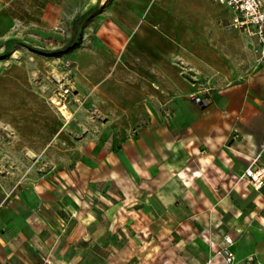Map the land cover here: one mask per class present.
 <instances>
[{
  "label": "rangeland",
  "instance_id": "obj_1",
  "mask_svg": "<svg viewBox=\"0 0 264 264\" xmlns=\"http://www.w3.org/2000/svg\"><path fill=\"white\" fill-rule=\"evenodd\" d=\"M105 1L0 0L4 186L16 192L25 213L35 200L30 182H67L64 205L49 209L58 215L60 251L52 256L47 244L40 245L37 264H53L52 259L57 264H206L218 254L223 228L239 245L234 203H227L223 221L211 220L199 213L203 204L186 187L177 188L174 179H152L123 191L93 156L135 132L153 110L146 91L148 85L155 88L146 74L153 63L150 54L156 48L163 53L183 49L170 34L173 1L116 0L112 5L108 0L76 27L80 43L74 50L51 56L28 47L59 48L71 37L70 21ZM7 39L16 41L6 46ZM242 173L238 178L246 180ZM194 211L198 214L190 216Z\"/></svg>",
  "mask_w": 264,
  "mask_h": 264
},
{
  "label": "crops",
  "instance_id": "obj_2",
  "mask_svg": "<svg viewBox=\"0 0 264 264\" xmlns=\"http://www.w3.org/2000/svg\"><path fill=\"white\" fill-rule=\"evenodd\" d=\"M172 1V43L183 49L163 53L156 48L150 54L153 63L146 74L155 88L148 85L146 91L153 110L135 132L93 156L123 191L152 179H174L177 188L186 187L203 204L199 213L211 220L221 219L227 203H234L233 232L239 245L224 228L216 243L231 237L235 258L226 263L217 254L206 264H244L247 257L264 264V186L258 191L238 178L250 161L264 165V62L258 42L227 28L232 11L215 0ZM66 186L62 179L30 182L35 200L23 213L0 171V264L40 263L36 248L43 244L47 253L58 256V215L49 209L64 205Z\"/></svg>",
  "mask_w": 264,
  "mask_h": 264
},
{
  "label": "built area",
  "instance_id": "obj_3",
  "mask_svg": "<svg viewBox=\"0 0 264 264\" xmlns=\"http://www.w3.org/2000/svg\"><path fill=\"white\" fill-rule=\"evenodd\" d=\"M226 5L232 11L230 21L226 24L229 29H236L256 38L260 59H264V2L262 0H215ZM201 102L198 97L193 98ZM241 177L256 190L264 186V165H257L255 159L243 171ZM233 244L231 237L225 236L218 249L226 263H231L235 256L230 246ZM244 264H253L252 258L247 257Z\"/></svg>",
  "mask_w": 264,
  "mask_h": 264
},
{
  "label": "trees",
  "instance_id": "obj_4",
  "mask_svg": "<svg viewBox=\"0 0 264 264\" xmlns=\"http://www.w3.org/2000/svg\"><path fill=\"white\" fill-rule=\"evenodd\" d=\"M108 3L109 1L107 0L104 2V4L101 7H98V8H94V6H91L88 9H86L83 13L78 14L76 17H74L70 21V30L72 32L71 37L67 39L66 42L59 48L54 49V50H47V49H40V48L31 47V46H28V47L41 54L51 55V56H60V55L66 54L74 50L75 48L79 46V43H80L79 34L77 36L76 31H75L76 27L80 23H82L83 25L85 21L86 22L89 21L93 16L101 12ZM15 41H16L15 39H7L5 41V45L9 46L10 43L15 42Z\"/></svg>",
  "mask_w": 264,
  "mask_h": 264
},
{
  "label": "bare ground",
  "instance_id": "obj_5",
  "mask_svg": "<svg viewBox=\"0 0 264 264\" xmlns=\"http://www.w3.org/2000/svg\"><path fill=\"white\" fill-rule=\"evenodd\" d=\"M59 110L63 113V115H66L67 110L65 109V106L64 105L60 104L59 105Z\"/></svg>",
  "mask_w": 264,
  "mask_h": 264
}]
</instances>
